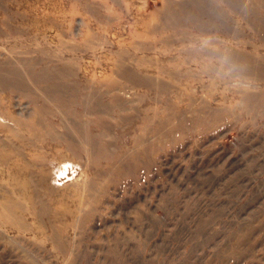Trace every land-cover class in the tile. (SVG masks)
I'll return each instance as SVG.
<instances>
[{"label":"rangeland","instance_id":"rangeland-1","mask_svg":"<svg viewBox=\"0 0 264 264\" xmlns=\"http://www.w3.org/2000/svg\"><path fill=\"white\" fill-rule=\"evenodd\" d=\"M0 264H264V0H0Z\"/></svg>","mask_w":264,"mask_h":264},{"label":"bare ground","instance_id":"bare-ground-1","mask_svg":"<svg viewBox=\"0 0 264 264\" xmlns=\"http://www.w3.org/2000/svg\"><path fill=\"white\" fill-rule=\"evenodd\" d=\"M142 46V45H141ZM145 59V58H144ZM175 72V71H174ZM100 107V106H99ZM166 110V109H165ZM74 113V112H73ZM167 118V117H166ZM216 119V118H215ZM158 120V119H157ZM167 120V119H166ZM154 122V121H153ZM40 175V174H39ZM40 177V176H39ZM42 179V178H41ZM44 180H46V179H43L42 181H44ZM46 182V181H45ZM44 182V183H45ZM16 205L15 204H9V205H7L5 208H6V211L7 212H15L16 211Z\"/></svg>","mask_w":264,"mask_h":264}]
</instances>
